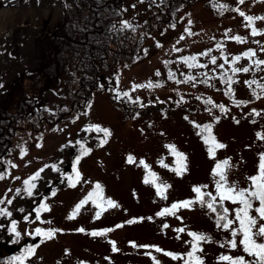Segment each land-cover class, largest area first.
Listing matches in <instances>:
<instances>
[{"label":"rangeland","instance_id":"rangeland-1","mask_svg":"<svg viewBox=\"0 0 264 264\" xmlns=\"http://www.w3.org/2000/svg\"><path fill=\"white\" fill-rule=\"evenodd\" d=\"M169 1L124 0L120 23L146 39L148 56L106 66L88 99L75 101L76 64L58 85L48 79L44 91L30 97L0 173V208L11 213L0 214V256L10 257L5 264L31 245L39 247L24 264H195L194 246L203 264H229L221 256L254 259L243 250L236 219L243 205L222 200L217 184L254 191L251 177L259 175L264 157V0H220L229 7L219 16L196 0L173 27L157 24ZM64 4L71 7L72 0H0V98L18 73L40 68L31 30L52 32L64 23ZM248 16L256 18L252 24ZM207 128L225 147L210 151ZM225 161L221 182L214 172ZM181 163L186 170L179 173ZM76 171L80 179L69 186ZM37 173L28 196L24 182ZM92 193L117 206L105 203L97 218ZM206 193L227 209L233 221L227 228L204 204ZM248 198L255 232L264 220L256 212L259 201ZM186 201L190 207L171 211ZM41 204L50 211L37 219ZM36 228L58 231L42 242ZM94 231L106 235L93 237ZM193 232L208 239L197 245Z\"/></svg>","mask_w":264,"mask_h":264},{"label":"trees","instance_id":"trees-1","mask_svg":"<svg viewBox=\"0 0 264 264\" xmlns=\"http://www.w3.org/2000/svg\"><path fill=\"white\" fill-rule=\"evenodd\" d=\"M193 1L196 0H170L157 24L173 27L180 12ZM203 1L217 16L229 7L220 0ZM64 6L65 22L52 32L31 30L40 68L18 73L0 98V173L6 166L17 124L32 105L30 97L44 91L48 79L58 85L62 76L69 70L72 72L71 67L76 64L74 71L79 73V78L78 89L73 92L75 101L88 99L106 66L114 67L121 62L131 65L148 56L146 39L135 37L134 26L120 23L124 17V0H72L71 7ZM203 202L213 204L218 216L224 215V205L214 201L208 193ZM9 258L0 256V263L5 264Z\"/></svg>","mask_w":264,"mask_h":264},{"label":"snow or ice","instance_id":"snow-or-ice-1","mask_svg":"<svg viewBox=\"0 0 264 264\" xmlns=\"http://www.w3.org/2000/svg\"><path fill=\"white\" fill-rule=\"evenodd\" d=\"M240 2L243 3L244 0H240ZM240 15L244 16V13L241 12ZM245 18L249 24H252L254 19H256V18L251 17V16H248ZM252 34L253 35L257 34L255 28H253ZM237 39L239 40L240 38H237ZM249 55H254V53H250ZM213 62H215V61H213ZM258 63H260V62H258ZM244 71H247V69H244ZM97 131L103 132L105 136L110 135V132H108L105 129H97ZM204 131L209 133V140L212 144V149H210V151H214L216 148L225 147V145L217 143L215 141V139L211 137L210 128L204 129ZM209 140H206V142H209ZM173 151H175V149H173ZM178 156H179L180 161H184L186 159L185 157H183L182 154H178ZM129 160L131 161V157L129 158ZM77 163H79V159H77ZM226 164H227V161H225L224 164H217L215 172H214V175H217L220 177L221 182L225 181V176H224L223 170H224V167ZM13 167H15V166L13 165ZM185 170H186V164L181 163L180 167L177 171L179 173H182ZM41 171H43V169H41ZM74 171H75V169H74ZM75 177H76L75 180H73L71 177L69 178V186L74 187L76 181H78L80 179V173L78 171L75 172ZM38 178H39V173L32 176L30 180H27L24 182L28 196L33 195V189L35 188V184L33 182L35 180H37ZM0 179H4V175H0ZM251 180H252V185L254 186L255 190L254 191L250 190L247 193L244 190L237 191V189L235 187H225L222 183L217 184V190L220 192V196H221L222 200H230L232 202H239L241 205H243L242 208L237 210L236 219L240 223V231L243 234V240H242L243 250L245 253L254 257V259L250 262H246L242 257L237 258V259H233L230 256H221L220 257V259L222 261H228L229 264H264V243H258L256 241V239H254V236L264 237V226H260L258 229H256L255 232L253 231V229L257 225V219L253 218L249 214V212L252 208V202L248 198V197H251V198L259 201L260 207L256 209V212L258 213L259 219L264 220V157H261V163L259 164V175L251 177ZM96 187H97V189H99L100 186L96 185ZM164 187H167V186H164ZM163 190H164V188H158V192H162ZM195 191L197 192V194H199L201 189L196 188ZM17 194H19V189H17ZM88 199L92 200L93 203H95L96 207L100 209V212L96 213L97 218H99L100 213L105 210L104 209L105 203L110 207H116L117 206L111 200L104 202L102 197H100L98 193L90 194ZM86 202L87 201H84L82 203H86ZM0 203H3V201H0ZM7 203L11 204L12 201L8 200ZM191 203H192L191 201H186V202L179 203V204H173L171 211L174 212L175 210H177L181 207L188 208V207H190ZM81 206L82 205L77 206L76 211L73 212L72 216L69 217L70 219L75 217V215L79 212ZM207 206L212 211H216V209L213 207V204L209 203ZM35 211H36V218L39 219L41 212L50 211V209H49L47 204H41L40 207L37 208ZM166 211H169V210H166ZM0 214L7 215L9 217L11 216V213L7 212L3 208H0ZM163 214L164 213H161V215H163ZM221 220H227V209H224V215L219 216V219L217 221L218 225H219V222ZM48 223H50V221H48ZM232 223H233V221L227 220V223H225L224 227L227 228ZM11 231L13 233H15L17 236H19L15 222L12 223ZM57 231L58 230H55V229L44 230L41 228H36L35 229V237H40L41 241L45 242V241L53 239L56 236ZM80 231L83 232L84 229L81 228ZM108 231H110V230H108ZM180 231H183V229H180ZM90 234L93 237H96V236L106 235V232H95L94 231V232H91ZM236 234H237L236 232L232 233L233 236H236ZM189 235L192 236L193 240L196 241L197 245L199 244V242L208 239L207 237L202 236V235H198L194 232L189 233ZM133 246H135V245H133ZM37 247H39V245H31V246L25 247L23 255L18 256V257H13L12 260L9 262V264H24V261L27 258L34 256ZM231 247L232 248L236 247V241L235 240H233L231 242ZM198 250H200V249H198L197 246H194L192 252L189 253V256H190L192 261H195V264H203V262L200 260V258L195 255V252ZM156 251L159 252V251H161V249L157 248ZM165 255L171 256L173 259H177V257L175 255H173L172 253H165Z\"/></svg>","mask_w":264,"mask_h":264}]
</instances>
